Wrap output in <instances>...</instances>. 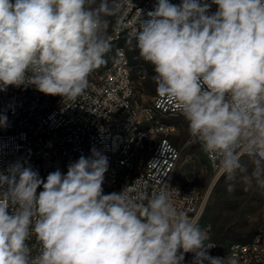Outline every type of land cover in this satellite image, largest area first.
Listing matches in <instances>:
<instances>
[{
  "label": "clouds",
  "instance_id": "1",
  "mask_svg": "<svg viewBox=\"0 0 264 264\" xmlns=\"http://www.w3.org/2000/svg\"><path fill=\"white\" fill-rule=\"evenodd\" d=\"M157 0L135 34L160 97L234 190L241 151L264 188V0ZM122 0H0V91L35 86L75 101L107 61ZM7 117L0 115V126ZM107 156L93 148L46 179L17 161L0 172V264H225L206 229L161 187L142 201L103 193ZM41 191H37L41 189ZM187 198V197H185ZM34 241V242H33Z\"/></svg>",
  "mask_w": 264,
  "mask_h": 264
},
{
  "label": "built area",
  "instance_id": "2",
  "mask_svg": "<svg viewBox=\"0 0 264 264\" xmlns=\"http://www.w3.org/2000/svg\"><path fill=\"white\" fill-rule=\"evenodd\" d=\"M206 2L211 5L208 14L214 13L217 6L211 0ZM122 3L117 30H132L133 36L140 27V18L144 19L146 10L156 6L157 0ZM171 3L179 4L181 0ZM108 36L111 42L114 38L124 39L127 50L117 51L115 59L98 67L102 77H95L94 71L85 94L75 101L45 95L35 86L9 85L0 91V115L7 117V125L0 126V172L6 174L9 165L20 161L38 171L41 178L46 179L57 169L66 174L70 163L81 155L91 156L95 148L109 162L102 185L104 194L119 193L125 188L131 199L143 202V197L169 187L174 205L199 224L201 192L173 181L182 153V147L172 137L176 127L157 124V117L181 112L158 93L149 104L136 99L135 90L126 87V72L133 71L124 62V54L132 48V37H116V31H109ZM132 132H139L138 147L127 161L117 162V153L127 149ZM152 133H159V141H151ZM191 143L201 146L189 138L187 144ZM244 153L241 151V155ZM205 155L208 163L222 172L218 161L206 152ZM202 228L210 237L206 243L215 246L208 250L210 256L225 258V264H264V226L251 240L232 242L225 249L211 239L210 224ZM193 256L185 253L183 264H193Z\"/></svg>",
  "mask_w": 264,
  "mask_h": 264
},
{
  "label": "rangeland",
  "instance_id": "3",
  "mask_svg": "<svg viewBox=\"0 0 264 264\" xmlns=\"http://www.w3.org/2000/svg\"><path fill=\"white\" fill-rule=\"evenodd\" d=\"M107 19L110 22L107 29L109 34L114 16ZM122 43L127 47L126 41ZM117 46L118 43L111 42V49L105 56L107 62L103 65L113 60ZM128 56L133 66L135 97L141 104H149L157 94L152 80V66L142 59L133 42ZM163 120L175 125L173 141L182 147L181 158L173 176L174 183L195 188L202 194L200 227L210 224L211 239L223 249L232 242L251 240L264 226V188L256 186L255 181L249 184L246 180L257 169L253 157L247 153L240 156L244 170L237 172L235 180L231 181L234 190L229 192L226 175L208 163L203 148L198 143L187 144L191 137L183 115L174 114L164 117Z\"/></svg>",
  "mask_w": 264,
  "mask_h": 264
},
{
  "label": "bare ground",
  "instance_id": "4",
  "mask_svg": "<svg viewBox=\"0 0 264 264\" xmlns=\"http://www.w3.org/2000/svg\"><path fill=\"white\" fill-rule=\"evenodd\" d=\"M169 2H174V0H169ZM155 6H149V8L146 10V15H144V20L148 19L147 13L149 11H152ZM116 17H114L113 23L111 25L110 31H116V37H132V42L137 46V42L135 39V34L137 31H135L134 35L132 36V30H117L116 25ZM139 29V28H138ZM123 41H125L122 38H114L112 42L118 43V46L115 49L114 58L116 56V52L119 50H127V47L123 45ZM120 43V44H119ZM124 62L126 63V66H128V70L133 71V66L131 63V60L128 56V54H124ZM95 77H102V70H95ZM126 87H128V90H135V82H134V76L133 72H126ZM174 115V114H170ZM167 116H159L157 117V124L161 125H173L165 122L163 119ZM176 131V129H172V134ZM138 139H139V132H132V137H130V140L127 141V149L120 150L119 153H117V162H125L127 161L128 157H131V151H135L138 147ZM151 141H159V133H152L151 134ZM220 174V172H219ZM34 242V241H33Z\"/></svg>",
  "mask_w": 264,
  "mask_h": 264
}]
</instances>
